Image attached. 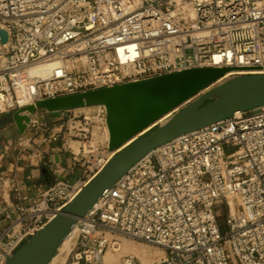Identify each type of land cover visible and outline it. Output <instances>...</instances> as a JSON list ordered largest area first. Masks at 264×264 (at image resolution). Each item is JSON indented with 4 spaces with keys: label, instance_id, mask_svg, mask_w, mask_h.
<instances>
[{
    "label": "built area",
    "instance_id": "2783aa9c",
    "mask_svg": "<svg viewBox=\"0 0 264 264\" xmlns=\"http://www.w3.org/2000/svg\"><path fill=\"white\" fill-rule=\"evenodd\" d=\"M0 29L8 35L5 43L0 37V116L43 99L191 68L236 69L220 79L264 74V0H0ZM76 110L42 136L70 150L75 166L67 178L37 185L28 204L0 176V211L8 220L0 223V264L117 152L109 148L105 105L57 117ZM36 123L31 115L28 125ZM70 140L79 143L77 152ZM8 189L15 196L10 211ZM121 238L162 250L151 264H264V104L141 157L77 220L67 248L54 256L64 254L62 264H149L130 253L107 263L108 252L121 251ZM53 258L48 264H60Z\"/></svg>",
    "mask_w": 264,
    "mask_h": 264
},
{
    "label": "water",
    "instance_id": "95a60500",
    "mask_svg": "<svg viewBox=\"0 0 264 264\" xmlns=\"http://www.w3.org/2000/svg\"><path fill=\"white\" fill-rule=\"evenodd\" d=\"M0 37L2 43L7 41L8 35L4 29H0ZM233 70L236 69H185L43 99L13 112L12 119L22 134L31 115L37 110H46L58 116L62 110L104 104L107 109L109 148L116 150L134 140L117 151L81 188L73 201L7 257L5 264H48L77 220L93 207L105 189L111 187L141 157L182 133L229 117L236 111L264 104V74L238 75L214 85ZM205 89L208 90L203 92ZM196 95L197 98L179 108ZM172 111H175L174 114L165 123L158 124L138 138L140 133Z\"/></svg>",
    "mask_w": 264,
    "mask_h": 264
},
{
    "label": "crops",
    "instance_id": "0c3cea01",
    "mask_svg": "<svg viewBox=\"0 0 264 264\" xmlns=\"http://www.w3.org/2000/svg\"><path fill=\"white\" fill-rule=\"evenodd\" d=\"M46 113L57 117L46 110H37L32 118L37 120ZM37 132L29 124L20 134L14 121L0 127V176L4 178L6 185L16 184L20 192L28 197V204L35 200L37 185H49L57 179H65L69 175V169L75 166L70 150L60 140L43 141L42 135L35 136ZM77 172L78 170L75 175ZM4 198L10 211L15 200L14 192L8 189ZM4 204L1 199L0 205ZM4 216L5 212L0 211L1 225L5 224Z\"/></svg>",
    "mask_w": 264,
    "mask_h": 264
},
{
    "label": "rangeland",
    "instance_id": "374dc122",
    "mask_svg": "<svg viewBox=\"0 0 264 264\" xmlns=\"http://www.w3.org/2000/svg\"><path fill=\"white\" fill-rule=\"evenodd\" d=\"M198 95H196L193 99H191L190 101L182 104L181 106H179V108L183 107L184 105L188 104L189 102L193 101L195 98H197ZM79 110H76V111H72V112H67L65 113L64 115L60 116V117H51L49 116V113H46L44 114L43 116L39 117L37 119V123L35 125H32L33 128H36L37 129V134L35 136H39V135H42V136H45V135H50L52 134L53 132L57 131L60 129L61 125L64 124L66 122V120L72 116L74 113H78ZM174 114V113H173ZM172 116V115H171ZM10 121H13L12 119V113H8V114H5L3 115L2 117H0V127H2L3 125L9 123ZM162 124V123H161ZM158 125V124H157ZM157 125L153 126L150 130H152L153 128H155ZM37 126H40V128H37ZM42 128H45L44 130H42ZM149 130V131H150ZM34 132V131H33ZM142 135L138 136V138H140ZM60 142H62L60 140ZM69 144L71 145L73 151L77 152L78 149H79V143L74 141V140H70L69 141ZM74 180V178L72 179ZM221 220H223V217L224 215L226 214V207L225 205H222V208H221ZM8 220L7 219H4L3 223H7ZM121 242H122V249L120 252H116V253H111V252H108L107 254H113V255H116L117 259L116 261L118 260V256L122 253H126V252H123V247L125 246L126 243H134V244H137L138 246H140L143 250H146L150 253H153L155 256H158V257H161L163 255H159L157 252L158 251H162L160 250L159 248L155 247V246H152V245H149V244H146L144 242H141V241H136V240H133L131 238H121ZM66 246L63 248L65 249ZM62 249V250H63ZM61 250V251H62ZM137 256V255H136ZM62 257H64V254H60L58 256V259H56L55 261H59ZM139 257V256H138ZM140 258V257H139ZM141 259V258H140ZM59 263V262H58Z\"/></svg>",
    "mask_w": 264,
    "mask_h": 264
},
{
    "label": "bare ground",
    "instance_id": "6f19581e",
    "mask_svg": "<svg viewBox=\"0 0 264 264\" xmlns=\"http://www.w3.org/2000/svg\"><path fill=\"white\" fill-rule=\"evenodd\" d=\"M240 73H241V72H240ZM233 74H237V73L231 71V72L227 73V75H226L225 77H229V76H231V75H233ZM224 79H225V78L218 80V81L215 83V85L218 84V83H220V82H222ZM213 86H214V85H213ZM210 88H211V87H209L208 89H210ZM208 89H205L203 92H205V91L208 90ZM174 112H175V111H172V112H169V113L165 114V115H164L163 117H161L156 123H154V125H155V124L157 125V124H161V123L163 124V123H165V122L171 117V115H173ZM240 112H242V111H236L234 114H239ZM154 125H152V126H154ZM152 126H150L149 128H147L146 130H144V131H143L142 133H140L138 136H140V135H142V134L148 132V131L152 128ZM108 136H109V129H108ZM133 140H134V139H132L131 141L127 142V143H126L124 146H122L121 148L116 149V151H119L120 149L124 148L125 146H127L128 144H130ZM65 246H66V248H67V241H66V240L63 241V243H62V245H61V247H60V250H62ZM123 252L137 255V256H139V257L141 258V260H142L143 262H145V263H149V264H151V263L154 261L155 257H156L153 253H150V252H148V251H146V250H143L140 246H138L137 244H134V243H126L125 246L123 247ZM157 253H158L159 255H164V252H163V251H158ZM58 256H59V254L56 255V256H54V258H53L52 261H55L56 259H58ZM116 257H117V256H116V255H113V254H106V255H105V261H106L107 263H113V262L116 261V259H117ZM64 260H65V258L62 257V258L59 260V261H60V264H62V263L64 262Z\"/></svg>",
    "mask_w": 264,
    "mask_h": 264
},
{
    "label": "trees",
    "instance_id": "16d2710c",
    "mask_svg": "<svg viewBox=\"0 0 264 264\" xmlns=\"http://www.w3.org/2000/svg\"><path fill=\"white\" fill-rule=\"evenodd\" d=\"M220 221H222V220H221V217H220Z\"/></svg>",
    "mask_w": 264,
    "mask_h": 264
}]
</instances>
